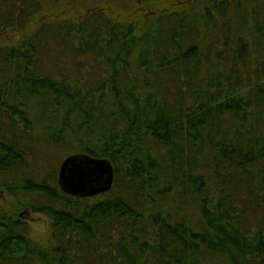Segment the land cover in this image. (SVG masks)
<instances>
[{
	"label": "trees",
	"instance_id": "1",
	"mask_svg": "<svg viewBox=\"0 0 264 264\" xmlns=\"http://www.w3.org/2000/svg\"><path fill=\"white\" fill-rule=\"evenodd\" d=\"M56 1L0 0V264H264V0Z\"/></svg>",
	"mask_w": 264,
	"mask_h": 264
},
{
	"label": "water",
	"instance_id": "2",
	"mask_svg": "<svg viewBox=\"0 0 264 264\" xmlns=\"http://www.w3.org/2000/svg\"><path fill=\"white\" fill-rule=\"evenodd\" d=\"M114 167L110 160L88 155L66 157L59 170V184L74 196H94L111 189Z\"/></svg>",
	"mask_w": 264,
	"mask_h": 264
},
{
	"label": "rangeland",
	"instance_id": "3",
	"mask_svg": "<svg viewBox=\"0 0 264 264\" xmlns=\"http://www.w3.org/2000/svg\"><path fill=\"white\" fill-rule=\"evenodd\" d=\"M55 2L57 4H55ZM55 2H52L51 8L56 7V9L58 8V11H60L63 7V4L56 0ZM106 4H108L111 7H115L113 9L117 10V12L119 13L126 12L129 10V8L133 9L130 6L129 7L126 6V2H123V3H120L119 1L104 2L101 5H106ZM47 11L52 12L49 8L46 9V11L43 13L44 17L48 16ZM128 13L130 14V12ZM0 203L4 205L5 207L11 208L12 206H14V199L5 193H2L0 196ZM24 212H27L25 219L27 220L29 224L32 238L40 244H45V245L52 244L54 240L52 236V230L50 226L51 222L49 218H47L45 215L41 213H34L31 211H26V210Z\"/></svg>",
	"mask_w": 264,
	"mask_h": 264
}]
</instances>
